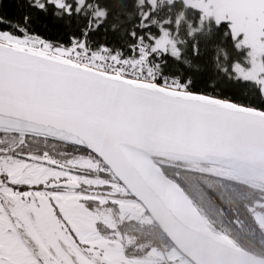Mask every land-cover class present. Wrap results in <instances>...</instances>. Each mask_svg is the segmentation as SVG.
<instances>
[{
	"label": "snow or ice",
	"instance_id": "snow-or-ice-1",
	"mask_svg": "<svg viewBox=\"0 0 264 264\" xmlns=\"http://www.w3.org/2000/svg\"><path fill=\"white\" fill-rule=\"evenodd\" d=\"M19 4L0 15V264H114L115 212L150 141L264 129V0ZM206 53V88L245 95L195 87Z\"/></svg>",
	"mask_w": 264,
	"mask_h": 264
},
{
	"label": "water",
	"instance_id": "water-1",
	"mask_svg": "<svg viewBox=\"0 0 264 264\" xmlns=\"http://www.w3.org/2000/svg\"><path fill=\"white\" fill-rule=\"evenodd\" d=\"M162 143L166 145L163 150L154 152L151 141L146 148L145 155L151 156L149 161L154 165L163 160L208 162L229 173L228 168L236 167L251 176L232 174L264 185V129L239 126L205 136L185 126ZM138 168L137 179L127 193L141 205L169 244L192 264H264L263 254L240 246L212 226L160 166L159 179L176 183L196 213L178 202L141 164Z\"/></svg>",
	"mask_w": 264,
	"mask_h": 264
},
{
	"label": "trees",
	"instance_id": "trees-1",
	"mask_svg": "<svg viewBox=\"0 0 264 264\" xmlns=\"http://www.w3.org/2000/svg\"><path fill=\"white\" fill-rule=\"evenodd\" d=\"M109 6L114 14L123 10L122 0H110ZM23 10L19 0H0L2 16L16 19ZM34 21L49 36L61 34L59 28L53 27L50 23L45 25L35 15ZM4 27L5 25H0V28ZM104 35L101 31L97 38L103 39ZM107 36L109 41L114 40L111 32ZM210 56V53H206L197 61L201 65V72L194 75L195 87L225 97L235 95L239 98L245 95L244 89L232 87L224 82L219 83V88H206L213 79ZM159 164L165 175L178 183L196 209L212 226L240 246L264 255V229L254 216L256 212L264 215L263 184L220 170L217 165L208 162L163 160ZM146 219L129 218L127 242L124 244L127 256L141 258L142 253L154 247L156 250L174 249L155 224Z\"/></svg>",
	"mask_w": 264,
	"mask_h": 264
},
{
	"label": "rangeland",
	"instance_id": "rangeland-1",
	"mask_svg": "<svg viewBox=\"0 0 264 264\" xmlns=\"http://www.w3.org/2000/svg\"><path fill=\"white\" fill-rule=\"evenodd\" d=\"M126 203L128 204L129 209H132L131 206H134L136 204V201H134L131 197H128L126 199ZM140 211L141 209L139 208V212ZM132 214V216L135 217L134 214H137V212L134 210ZM254 216L259 225L264 229V215L260 212H256ZM150 251L154 254L143 259L137 258L138 256H127L124 252L120 237L118 236L115 255L113 257L114 264H121V261L123 262V264H192L187 258H185L183 255L172 248L168 250L151 249Z\"/></svg>",
	"mask_w": 264,
	"mask_h": 264
},
{
	"label": "flooded vegetation",
	"instance_id": "flooded-vegetation-1",
	"mask_svg": "<svg viewBox=\"0 0 264 264\" xmlns=\"http://www.w3.org/2000/svg\"><path fill=\"white\" fill-rule=\"evenodd\" d=\"M121 191L123 193V190H121ZM128 197H130L129 194H127V193L122 194V196L119 200V203H118V209L115 212V216H116L115 223L118 225H121V227L119 228L118 236L120 237V241L123 244L124 252H125V248H126V246L124 244L127 242L128 220L130 217H133L132 216L133 211L135 210L137 212V214H134L135 217H141L142 219L147 218V219H149V221H151V219L148 217V215L146 214L144 209L141 207V205L136 200H134L133 198L132 199L134 201H136V204L134 206H131L132 209H129L128 204L126 203V199ZM139 208L141 209L140 212H139ZM153 249L156 250L157 248L154 247ZM153 254L154 253H152L150 250H148V251H146L140 255V257H141L140 259L147 258L148 256H152Z\"/></svg>",
	"mask_w": 264,
	"mask_h": 264
},
{
	"label": "bare ground",
	"instance_id": "bare-ground-1",
	"mask_svg": "<svg viewBox=\"0 0 264 264\" xmlns=\"http://www.w3.org/2000/svg\"><path fill=\"white\" fill-rule=\"evenodd\" d=\"M144 168L147 169V171L156 179H158V181L162 184V186L164 187V189H166L173 197H175L177 199L178 202L184 204L186 207H188L191 211H194L196 213L195 208L193 207V205L191 204L190 200L184 196V194L182 193V191L180 190V188L178 187V185L174 182H167L164 180L159 179V175H160V169L157 165L152 164L149 161V158L145 155L142 162L140 163ZM227 169V168H226ZM227 170H229L232 173L238 174V175H242V176H248L250 177L251 175H248L244 172H242L240 169L236 168V167H231L228 168Z\"/></svg>",
	"mask_w": 264,
	"mask_h": 264
}]
</instances>
